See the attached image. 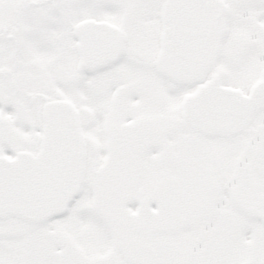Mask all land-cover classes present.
<instances>
[{
  "label": "snow or ice",
  "instance_id": "6c2138e0",
  "mask_svg": "<svg viewBox=\"0 0 264 264\" xmlns=\"http://www.w3.org/2000/svg\"><path fill=\"white\" fill-rule=\"evenodd\" d=\"M0 264H264V0H0Z\"/></svg>",
  "mask_w": 264,
  "mask_h": 264
}]
</instances>
